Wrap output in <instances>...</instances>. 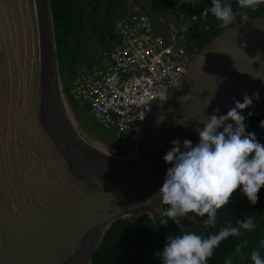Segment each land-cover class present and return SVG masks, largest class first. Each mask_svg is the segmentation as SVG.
<instances>
[{"label": "water", "instance_id": "water-1", "mask_svg": "<svg viewBox=\"0 0 264 264\" xmlns=\"http://www.w3.org/2000/svg\"><path fill=\"white\" fill-rule=\"evenodd\" d=\"M61 85L50 0H0V264H91L115 221L161 219L153 194L170 166L163 161L169 142L195 144L198 121L217 108L226 113L233 97L259 93L246 116L264 103V16L229 26L196 50L124 160L77 134Z\"/></svg>", "mask_w": 264, "mask_h": 264}, {"label": "clouds", "instance_id": "clouds-1", "mask_svg": "<svg viewBox=\"0 0 264 264\" xmlns=\"http://www.w3.org/2000/svg\"><path fill=\"white\" fill-rule=\"evenodd\" d=\"M196 1L193 0V7ZM259 3L260 0H237L234 10L223 0H211L210 6L205 7L200 15L203 18L211 14L220 21L222 28L233 25L238 17L243 25L249 19L247 10L254 11ZM108 51L102 52V64L98 67L107 65L103 64V60ZM72 85L69 96L63 90L67 101L68 97L73 100ZM253 98L258 100L259 93H253L252 97L244 94L242 102L233 97L234 106L226 113L218 115L217 108L205 120L198 121L200 126L194 129L198 133L195 144L191 140L181 141L179 138L169 142L171 147L164 154L163 161L170 166L166 169L161 186L153 195L159 197L161 205L159 224L172 222L177 225V231L170 233L162 250L155 253L160 264H207L222 241L255 228L253 216H247L243 221H236L235 225L228 224L215 232L208 231L217 228V210L229 203L237 188L242 196L255 205L258 192L264 186V144L258 141L254 132L246 131L245 120L253 113L248 112L247 116L242 114L244 109L254 106ZM161 120L163 118L158 117L156 123L159 124ZM175 123L186 126L180 120ZM259 127L264 129V119L259 121ZM185 217L202 225L203 230L185 228L181 224ZM197 218H203L202 224ZM236 252H240L239 247ZM250 260L252 264H264V239L250 252Z\"/></svg>", "mask_w": 264, "mask_h": 264}, {"label": "trees", "instance_id": "trees-1", "mask_svg": "<svg viewBox=\"0 0 264 264\" xmlns=\"http://www.w3.org/2000/svg\"><path fill=\"white\" fill-rule=\"evenodd\" d=\"M134 1L136 4L128 6L126 0H50L60 77L67 96L78 69H92L94 66H99L102 64V52L110 50L113 44H117L118 38L114 33L115 22L124 13L129 12L133 5H139L144 9L149 7L153 13L169 21L178 20L183 16L186 25L182 30H178L174 25L176 31L174 34L184 45L185 50L191 54H195L196 50H200L225 29L220 27V21L211 14L203 18L200 15L205 7L210 6L211 0H202V2L200 0V4L195 7L179 0ZM223 2L236 9L237 0H223ZM247 15L249 19L246 22L264 16V0H260L254 11L247 10ZM238 23H241L239 17L233 25ZM156 31L161 36L164 35L162 30L156 29ZM94 39L105 46L99 61L90 59L91 50L88 45ZM85 111L89 117H92L89 111ZM261 119H264V103L251 117L246 131L254 132L258 141L264 144V129L259 127ZM96 123L103 128L97 121ZM247 216H253L255 228L251 231H242L241 235L230 236L222 241L213 251L212 258L207 264H252L250 252L258 247L260 240L264 239V186L258 192V201L255 205L242 196L237 188L232 193L229 203L217 210V228L208 231L215 232L221 226L235 225L236 221H243ZM197 219L202 224L203 218ZM159 221L157 216L151 217L150 214H142L132 220L115 221L106 232L91 264H160L159 257L155 253L164 246L166 230ZM181 224L195 231L203 230L202 225L188 219L182 220ZM168 227L169 234L177 231V225L172 222L168 223ZM237 247L240 248L239 253L236 252Z\"/></svg>", "mask_w": 264, "mask_h": 264}, {"label": "built area", "instance_id": "built-area-1", "mask_svg": "<svg viewBox=\"0 0 264 264\" xmlns=\"http://www.w3.org/2000/svg\"><path fill=\"white\" fill-rule=\"evenodd\" d=\"M148 9L133 5L118 18L114 27L118 42L104 54L107 65L80 69L71 90L95 121L128 142L134 141L154 102L180 84L193 56L175 30L164 27L163 36L157 33Z\"/></svg>", "mask_w": 264, "mask_h": 264}, {"label": "rangeland", "instance_id": "rangeland-1", "mask_svg": "<svg viewBox=\"0 0 264 264\" xmlns=\"http://www.w3.org/2000/svg\"><path fill=\"white\" fill-rule=\"evenodd\" d=\"M126 1L128 6L135 3L134 0H126ZM199 4H200V0H197L196 5L198 6ZM148 13L152 18V22L155 25V29L157 30L160 29L164 33H165L164 31L165 26L169 31L172 32L173 30H175V27L170 28V25L173 26L176 25L178 30H182L186 25V23L183 21L185 19L183 16H181L178 20L174 19L173 21H169L153 13L152 10L148 9ZM156 17L163 25L156 19ZM104 47L105 46L100 44L96 39L91 41L90 44L88 45V48L91 50L90 59L94 61H99L100 54L104 50ZM107 63H108L107 61L103 60V64H107ZM74 80H75V76L72 80V83L74 82ZM61 87L62 90H64L63 84L61 85ZM64 100H65L64 109L67 119L69 120L70 124L73 125L77 134L81 136L88 145H90L92 148L98 150L99 152L107 156L117 157L123 160L126 159L127 151L125 152L124 150L120 149L119 154H116V156L113 154L114 151H112V149H114V146L112 144L113 142H119V144H121L123 147L129 146L126 145L127 144L126 140L117 137L114 132L105 130L100 126H98L96 123H94L95 120L92 117H89L84 109V107L87 106H81L80 103L74 101V99L71 100L69 97H68V101L66 98H64Z\"/></svg>", "mask_w": 264, "mask_h": 264}, {"label": "flooded vegetation", "instance_id": "flooded-vegetation-1", "mask_svg": "<svg viewBox=\"0 0 264 264\" xmlns=\"http://www.w3.org/2000/svg\"><path fill=\"white\" fill-rule=\"evenodd\" d=\"M161 107V104H158V108H160ZM85 110H87V111H89L87 108H84ZM159 110L156 108L155 110H154V113H157ZM94 123H96V121L94 122ZM97 124V123H96ZM100 136V135H99ZM113 144V146H114V149H112V151H114V155L116 156V154H119V150L121 149V150H124L125 152L127 151V149H125V147L126 146H122L121 144H119V142H113L112 143ZM129 144V142L127 141V144L126 145H128Z\"/></svg>", "mask_w": 264, "mask_h": 264}, {"label": "bare ground", "instance_id": "bare-ground-1", "mask_svg": "<svg viewBox=\"0 0 264 264\" xmlns=\"http://www.w3.org/2000/svg\"><path fill=\"white\" fill-rule=\"evenodd\" d=\"M183 79H184V77H183ZM183 79H182V80H183Z\"/></svg>", "mask_w": 264, "mask_h": 264}, {"label": "crops", "instance_id": "crops-1", "mask_svg": "<svg viewBox=\"0 0 264 264\" xmlns=\"http://www.w3.org/2000/svg\"><path fill=\"white\" fill-rule=\"evenodd\" d=\"M105 67V66H104Z\"/></svg>", "mask_w": 264, "mask_h": 264}]
</instances>
